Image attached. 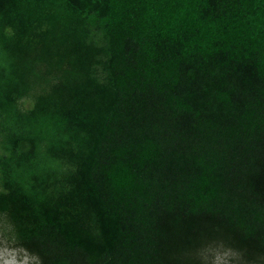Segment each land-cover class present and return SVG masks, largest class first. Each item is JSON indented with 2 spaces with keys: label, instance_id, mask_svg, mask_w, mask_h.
I'll return each mask as SVG.
<instances>
[{
  "label": "trees",
  "instance_id": "obj_1",
  "mask_svg": "<svg viewBox=\"0 0 264 264\" xmlns=\"http://www.w3.org/2000/svg\"><path fill=\"white\" fill-rule=\"evenodd\" d=\"M0 216L36 264H264V0H0Z\"/></svg>",
  "mask_w": 264,
  "mask_h": 264
},
{
  "label": "rangeland",
  "instance_id": "obj_2",
  "mask_svg": "<svg viewBox=\"0 0 264 264\" xmlns=\"http://www.w3.org/2000/svg\"><path fill=\"white\" fill-rule=\"evenodd\" d=\"M10 227L0 216V264H36L33 257L13 244ZM209 264H246L235 253L220 246L206 249L203 253Z\"/></svg>",
  "mask_w": 264,
  "mask_h": 264
}]
</instances>
